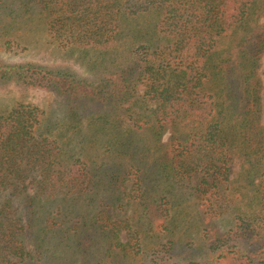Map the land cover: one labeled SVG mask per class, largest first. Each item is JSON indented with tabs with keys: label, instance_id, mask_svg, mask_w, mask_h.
Wrapping results in <instances>:
<instances>
[{
	"label": "trees",
	"instance_id": "16d2710c",
	"mask_svg": "<svg viewBox=\"0 0 264 264\" xmlns=\"http://www.w3.org/2000/svg\"><path fill=\"white\" fill-rule=\"evenodd\" d=\"M255 2L0 0V28L36 22L58 47L95 53L91 77L31 62H0V80L52 90L72 118L86 113V121L99 122L103 132L107 126L116 129L126 111L129 120L123 131L135 127L149 132L151 153L158 154L150 163L171 180L185 179L204 215L227 212L234 192H240L233 183L242 173L254 184L264 211V180L256 181L259 174L264 176V142L260 154L249 155L239 170L233 153L236 135L256 128L260 114L252 61L264 54V23L223 44ZM45 114L22 103L0 114V264L27 263L34 253L26 240L42 235L43 229L30 231L32 223L24 224L14 203L28 185L47 200L79 197L94 185L91 156L66 157L61 140L65 124L51 123ZM117 131L120 135L100 146L104 153L125 144L123 131ZM165 132L169 135L163 142ZM131 167L125 162L124 172ZM157 199L141 198V214L153 228L167 232L168 200ZM32 202L30 198L27 204L32 207ZM96 218L106 224L109 220L103 210ZM263 219L240 216L227 230H206L208 243L168 239L141 264H264ZM119 222L131 237L118 246L127 254H139V229L128 218Z\"/></svg>",
	"mask_w": 264,
	"mask_h": 264
},
{
	"label": "rangeland",
	"instance_id": "374dc122",
	"mask_svg": "<svg viewBox=\"0 0 264 264\" xmlns=\"http://www.w3.org/2000/svg\"><path fill=\"white\" fill-rule=\"evenodd\" d=\"M263 23L264 0H257L246 19L223 39V44L230 43L233 37L239 38ZM40 25L36 22L27 25L23 20L15 27L11 25L0 28V62H31L69 71L79 77H91L94 74L92 61L95 53L83 54L75 49L58 47L49 40ZM6 40L10 42L7 47L4 44ZM252 67L259 85L261 109L254 122L256 128L251 129L249 126L250 129H246L243 135L235 137L237 140L233 153L240 162L238 170L247 165L249 155L256 151L260 154V143L264 142V54L252 61ZM20 103L43 110L51 123L57 121L65 124L61 134V140L66 143L65 156L82 157L89 154L96 170L94 185L79 197L43 199L36 196L31 185L23 190L22 195L15 197L14 203L24 224L32 223L30 231L39 233L43 229L40 239L30 237L26 240L34 254L24 264L148 263L152 250L168 239L187 240L196 244L206 240L203 237L204 231L227 230L234 225L237 217L258 219L264 216L257 195L252 190L255 186L243 177V173L233 183L240 192H234L233 202L227 212L218 217L204 215L185 179L171 180L159 167L150 163L158 154L151 153L153 145L149 132L135 127L126 133L123 131L129 120L126 111L121 115V121H117L116 129L107 126L103 132L99 122L86 121V113L81 112L79 120L72 118L64 101L52 90L26 87L13 82L2 83L0 80V114L7 113ZM130 105L132 104H124L125 107ZM118 128L123 131L121 137L125 144L111 154L104 153L107 150H103V143L120 135ZM258 130L260 132L256 133ZM234 131L237 134L235 129ZM57 134L54 132L56 137ZM168 135L165 132L161 141L165 142ZM94 139L97 142H90L95 141ZM125 162L133 165L127 173L123 170ZM136 168L140 169V175ZM138 175L141 177V186L137 183ZM235 177L234 174L233 178ZM261 180H264V176L259 174L256 181H260V184ZM233 185L230 184V189ZM154 196H158L157 200L161 197L168 200L167 232L160 226L153 228L141 214V198L153 201ZM30 198L33 199L32 207L27 204ZM100 210L105 211V217L109 218L107 224L96 218ZM46 218H50L52 222L46 221ZM126 218L140 231V252L136 255L127 254L118 246L131 237L129 229L119 222ZM118 228L121 230L117 231ZM222 261L223 259L220 260Z\"/></svg>",
	"mask_w": 264,
	"mask_h": 264
}]
</instances>
